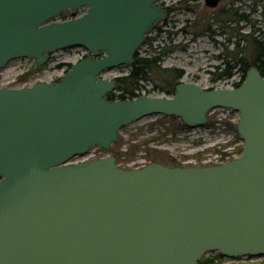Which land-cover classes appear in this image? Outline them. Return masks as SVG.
Segmentation results:
<instances>
[{"label":"water","instance_id":"water-1","mask_svg":"<svg viewBox=\"0 0 264 264\" xmlns=\"http://www.w3.org/2000/svg\"><path fill=\"white\" fill-rule=\"evenodd\" d=\"M160 0H0V69L44 65L84 48L57 83L0 89V264H198L209 252L264 257V78L234 89L180 83L172 97L109 101L105 71L132 66ZM219 0H206L215 8ZM80 9L84 13L75 16ZM71 11L73 19H54ZM239 114L241 155L223 165L124 170L108 150L152 115L204 126L215 109Z\"/></svg>","mask_w":264,"mask_h":264},{"label":"rangeland","instance_id":"rangeland-1","mask_svg":"<svg viewBox=\"0 0 264 264\" xmlns=\"http://www.w3.org/2000/svg\"><path fill=\"white\" fill-rule=\"evenodd\" d=\"M205 2L160 0L157 5L170 6L172 12L164 21L152 25L135 57L146 58L154 50L165 49L168 53L161 57L160 67L171 70V74L179 73L178 84L191 83L203 90L234 89L244 82L247 71L253 67L244 37L264 42V0H219L215 8L207 7ZM70 18L59 16L54 20L63 22ZM89 55L84 48H72L50 55L44 65L30 58L13 60L0 69V89L57 83L70 69L68 65ZM131 67H117L99 77L115 80L117 85V79L126 77ZM133 94L173 96L165 95L161 86L152 82L140 83ZM107 96H113V100L135 98L119 90L118 85ZM238 119L237 112L218 108L207 115L204 126L191 129L182 127L184 124L176 117L148 116L122 128L108 150L92 147L86 155L77 157L75 163L114 157L116 165L124 170L141 169L152 163L169 168L223 165L241 154L243 142L236 129ZM210 257L215 264H264V257L228 259L217 252H209L203 258Z\"/></svg>","mask_w":264,"mask_h":264},{"label":"trees","instance_id":"trees-1","mask_svg":"<svg viewBox=\"0 0 264 264\" xmlns=\"http://www.w3.org/2000/svg\"><path fill=\"white\" fill-rule=\"evenodd\" d=\"M71 16V13H69L68 15L64 13L60 15V18L65 19V17ZM244 38L247 40V45L249 47L248 53L251 55V57H253V62L251 65L256 68L259 74L264 78V42L258 41L256 37L254 38L251 36H246ZM157 53L158 55H156ZM167 53L168 52L165 49H160V51H152L151 55L146 58L138 59L135 57L129 74L126 77L117 79L119 90L131 95V97H135L133 92L139 88L140 83L152 82L155 86H161L165 95H174L175 88L178 85L177 80L180 78V74L176 72H173L174 74H171V70L161 69L159 64L161 57H164L165 55H167ZM242 61V59H238V62L242 63ZM70 66L71 65H68V68H70ZM247 66V68H249L250 65ZM167 73H170V75H167ZM225 73L226 72L224 71L221 76L225 75ZM107 99L112 101L113 96H107ZM122 99L124 98L122 97ZM182 127L186 126L182 125ZM176 167L177 166H173V168ZM198 264L215 263L210 257L208 259L202 258V260Z\"/></svg>","mask_w":264,"mask_h":264},{"label":"flooded vegetation","instance_id":"flooded-vegetation-1","mask_svg":"<svg viewBox=\"0 0 264 264\" xmlns=\"http://www.w3.org/2000/svg\"><path fill=\"white\" fill-rule=\"evenodd\" d=\"M197 1V0H196ZM163 10H165L167 16L171 14L172 10H171V7L170 6H166V5H163L162 8Z\"/></svg>","mask_w":264,"mask_h":264}]
</instances>
